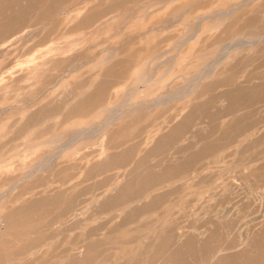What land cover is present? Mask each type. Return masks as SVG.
I'll list each match as a JSON object with an SVG mask.
<instances>
[{"label":"rangeland","instance_id":"374dc122","mask_svg":"<svg viewBox=\"0 0 264 264\" xmlns=\"http://www.w3.org/2000/svg\"><path fill=\"white\" fill-rule=\"evenodd\" d=\"M164 262L264 264V0H0V264Z\"/></svg>","mask_w":264,"mask_h":264},{"label":"bare ground","instance_id":"6f19581e","mask_svg":"<svg viewBox=\"0 0 264 264\" xmlns=\"http://www.w3.org/2000/svg\"><path fill=\"white\" fill-rule=\"evenodd\" d=\"M127 180H128V179H127ZM119 188H120V187H119ZM122 189H123V188H122ZM114 190H115V189H114ZM116 190H117V189H116ZM116 190H115V191H116ZM115 191H114V192H115ZM116 192H118V191H116ZM117 194H118V193H117ZM117 197H118V196H117ZM112 199H113V198H112ZM41 204H42V203H41ZM26 207H27V206H26ZM39 207H41V206L39 205ZM21 208H22V207H21ZM37 208H38V207H37ZM27 209H28V208H27ZM32 209H33V208H32ZM42 209H43V208H42ZM23 210H24V209H23ZM23 210H22V211H23ZM37 210H39V209H37ZM22 211H21V212H22ZM30 211H31V210H30ZM19 212H20V211H19ZM24 212H26V211H24ZM24 212H22V213H24ZM37 212H38V211H37ZM30 215H32V213H31ZM14 217H17V215L14 216ZM11 218H13V217H11ZM26 218H27V217H26ZM36 218H37V217H36ZM9 220H10V219H9ZM9 220H8V221H9ZM29 220H30V219H28V221H29ZM20 225H21V224H20ZM21 226H22V225H21ZM25 226H26V225H24V226H22V227H25ZM14 227H15V225H14ZM17 228H18V225H17ZM15 229H16V228H15ZM15 229H14V230H15ZM16 230H17V229H16ZM16 230H15V231H16ZM19 230H20V229H19ZM12 232H13V230H12ZM27 232H28V231H27ZM158 240H159V238H158ZM188 243H189V242H188ZM188 243H185V244H188ZM253 243H254V242H253ZM193 244H194V243H193ZM190 245H192V244H190ZM183 246H185V249H186V245H183ZM249 246H251V245L249 244ZM253 246H254V245H253ZM160 247H161V246H160ZM193 247H197V246H193ZM181 249H182V248H181ZM185 249H184V250H185ZM149 251H150V249H149ZM160 251H161V250H160ZM149 253H150V252H149ZM156 254H157V253H156ZM162 254H164V253H162ZM175 254H176V253H175ZM158 255H159V254H158ZM176 255H177V254H176ZM156 257H159V256H156ZM170 257H171V256H170ZM230 257H231V256H230ZM165 258H166V257H165ZM168 258H169V257H168ZM176 258H177V257H176ZM179 258H180V257H179ZM155 259H156V258H155ZM170 259H172V257H171ZM170 259H169V260H170ZM173 259H174V258H173ZM145 260H146V259H145ZM158 260H159V259H158ZM177 260H178V259H177ZM218 260H219V259H218ZM164 261H167V260H164ZM179 261H181V260H179ZM220 261H221V260H220ZM68 262H69V261H68ZM146 262H147V261H146ZM161 262H162V261H161ZM182 262H183V261H182ZM164 263H166V262H164ZM166 264H167V263H166ZM172 264H173V263H172ZM178 264H180V263H178ZM213 264H214V263H213ZM252 264H253V263H252Z\"/></svg>","mask_w":264,"mask_h":264}]
</instances>
